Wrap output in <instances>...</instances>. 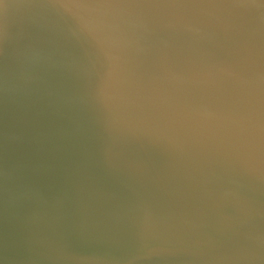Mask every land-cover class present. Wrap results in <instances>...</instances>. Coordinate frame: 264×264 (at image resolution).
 Wrapping results in <instances>:
<instances>
[{"label": "water", "instance_id": "obj_1", "mask_svg": "<svg viewBox=\"0 0 264 264\" xmlns=\"http://www.w3.org/2000/svg\"><path fill=\"white\" fill-rule=\"evenodd\" d=\"M4 0L0 264H264V3Z\"/></svg>", "mask_w": 264, "mask_h": 264}, {"label": "snow or ice", "instance_id": "obj_2", "mask_svg": "<svg viewBox=\"0 0 264 264\" xmlns=\"http://www.w3.org/2000/svg\"><path fill=\"white\" fill-rule=\"evenodd\" d=\"M261 2L264 3V0H261ZM3 3H4V0H0V4H3ZM78 6H81V7H92V6H97V5L88 3L85 0V2L80 3Z\"/></svg>", "mask_w": 264, "mask_h": 264}]
</instances>
